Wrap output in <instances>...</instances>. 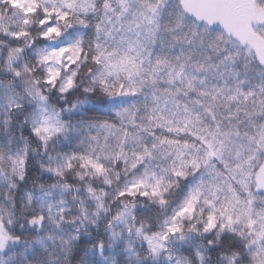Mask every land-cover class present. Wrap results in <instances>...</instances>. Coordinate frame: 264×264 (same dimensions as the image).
Returning a JSON list of instances; mask_svg holds the SVG:
<instances>
[{
  "label": "snow or ice",
  "instance_id": "1",
  "mask_svg": "<svg viewBox=\"0 0 264 264\" xmlns=\"http://www.w3.org/2000/svg\"><path fill=\"white\" fill-rule=\"evenodd\" d=\"M74 92L95 106H64ZM60 138L22 208L32 145ZM0 180V249L24 212L101 226L77 252L99 242L109 264H209L200 243L264 264V0H0Z\"/></svg>",
  "mask_w": 264,
  "mask_h": 264
},
{
  "label": "clouds",
  "instance_id": "2",
  "mask_svg": "<svg viewBox=\"0 0 264 264\" xmlns=\"http://www.w3.org/2000/svg\"><path fill=\"white\" fill-rule=\"evenodd\" d=\"M81 102H83L84 106L86 107L95 106L93 101L87 99V94H83L81 92H74L67 98L66 101H62V104L67 106L68 104ZM65 115L71 117L72 113L67 112ZM79 118L80 117L78 116L77 119ZM75 122V120H69L70 125L75 124ZM16 127V138L20 139V133L25 127L23 114H21L20 121L17 122ZM23 142L24 141H22V143ZM63 147V138L49 141L47 147L40 143L39 140H37V142L32 145L31 155L33 156L35 171L31 176L28 177L27 187L24 189V192L21 195L22 208L27 209L29 207L27 196L30 193H37L42 183L50 182L45 181V177H51L52 180L56 179V177L52 176L51 172H46L45 169L41 167V163H46L50 155L54 156L57 152L62 150ZM113 181L114 182L110 190H115L118 187V184L122 182L116 181L115 177H113ZM10 183V180H0V195L15 194L16 189H11V193H9L8 185ZM178 193L179 190H176V192H173L169 196V199L173 203L176 202ZM0 203H3V201H0ZM114 204L115 201L110 200L106 207L112 206ZM116 206L118 207V205ZM137 207L146 215L152 217H154L155 213L158 211L156 205L148 201L139 202ZM114 211L115 207L113 208V213ZM77 219H79V217H77ZM107 219H112V215H107L106 220ZM26 220H28V217L24 212H22L18 216L17 222L20 225H23V227L20 228V231L23 233V235L19 240H16L15 236L13 235L8 241L7 248L0 249V256H3L4 259L8 261V264H48L49 257L54 260V264H109V261L106 260L102 254V250L98 247L99 242L95 247L89 245L83 252H77V235L84 234L89 228L103 231L101 226H93L87 222H84L73 224L71 229L64 228L62 230H58L51 223L45 227L44 225L34 224L31 222L25 223ZM196 240L199 241L200 238L197 237ZM198 247L199 251L209 259V264H218L219 254L215 257H212L205 245L200 243ZM180 249L181 245H177L176 251L180 255H184ZM111 251L112 250L109 249V252ZM196 251L197 247L194 246L193 253L195 254ZM164 264H168V261H164ZM195 264H199L198 257L196 258Z\"/></svg>",
  "mask_w": 264,
  "mask_h": 264
}]
</instances>
